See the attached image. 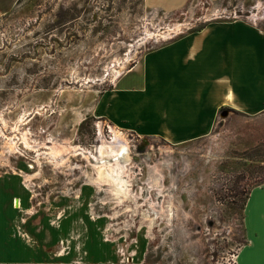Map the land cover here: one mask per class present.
<instances>
[{"label":"rangeland","instance_id":"374dc122","mask_svg":"<svg viewBox=\"0 0 264 264\" xmlns=\"http://www.w3.org/2000/svg\"><path fill=\"white\" fill-rule=\"evenodd\" d=\"M254 3L17 0L0 19V245L30 240L46 256L87 253L92 264H235L244 204L264 182V110H221L205 136L182 143L138 136L91 110L152 48L211 20L264 25V0ZM115 132L122 154L106 153ZM51 146L96 157L69 151L56 163Z\"/></svg>","mask_w":264,"mask_h":264},{"label":"crops","instance_id":"0c3cea01","mask_svg":"<svg viewBox=\"0 0 264 264\" xmlns=\"http://www.w3.org/2000/svg\"><path fill=\"white\" fill-rule=\"evenodd\" d=\"M16 4L0 0V19ZM224 109L264 110L263 24L211 20L152 48L99 94L91 112L138 136L182 143L205 136ZM244 211L235 264H264V182L251 189ZM25 242L0 245V264H92L87 253L61 260L60 252L46 256L43 245Z\"/></svg>","mask_w":264,"mask_h":264},{"label":"bare ground","instance_id":"6f19581e","mask_svg":"<svg viewBox=\"0 0 264 264\" xmlns=\"http://www.w3.org/2000/svg\"><path fill=\"white\" fill-rule=\"evenodd\" d=\"M177 30V29H176ZM146 35H149V36H152V34L153 33H150V32H146L145 33ZM167 34L168 33H166V32H164L162 35L165 37V36H167ZM138 41V40H137ZM139 42V41H138ZM136 44V43H135ZM135 44H132L131 45V47H134V45ZM130 53H131V51H132V49L130 48ZM130 55L128 54V56L126 57V59L129 57ZM125 62H126V60L124 59L123 61H121V62H119L118 63V65H117V67H118V69L116 68V66L114 67V72H115V78H117L119 75H121L120 74V71H121V69H123L124 67H125ZM113 67V66H112ZM109 72V71H108ZM113 72V71H112ZM123 72V71H122ZM121 72V73H122ZM111 77V76H110ZM119 78V77H118ZM117 78V79H118ZM114 82H115V80H113ZM3 125H4V123H2L1 125H0V132L1 133H4V131L2 130V128H3ZM15 128V127H14ZM116 128V127H115ZM100 130V129H99ZM120 131V130H119ZM15 133V132H14ZM122 133V132H121ZM18 135V134H17ZM121 135L122 134H119L118 132H115V139L113 140V141H109V142H107V144H104V146H106V147H108V151H106V153H110V154H118V153H121L122 154V152L123 151H117V150H119V147H121V146H117V145H115V143H116V140H121L122 138H121ZM19 139H21L24 143H25V145L26 146H28V147H30V148H32V147H34V146H32V145H30L29 144V141H28V138H27V135H26V133L25 132H23L20 136H19ZM124 139V138H123ZM102 142V141H101ZM103 146V147H104ZM84 148V147H83ZM83 148H76V149H74L73 148V150L70 148L69 150H67V152H65V153H62V151H60V150H58L57 148H55V146H51V151L49 152V153H47L48 155H47V157L49 158V159H51V160H54L56 163H61L64 159H65V157H66V154L67 153H69V151H71V152H74L75 151V153H81L82 154V156H85V157H87L88 159H90V158H92V157H96L95 155H92V153L90 152V151H88V150H85V149H83ZM127 148V147H126ZM17 150V146H16V143L14 142V143H12L11 144V147H10V149H9V151H13V150ZM14 152V151H13ZM99 152L103 155L104 153H105V151L102 149V148H100L99 149ZM124 153V152H123ZM121 154H119V155H121ZM46 156V155H45ZM118 156V155H117ZM99 157V156H98ZM103 158H104V156H102ZM105 159V158H104ZM91 160V159H90ZM96 160V159H95ZM99 160V159H98ZM102 160V159H101ZM116 160V159H115ZM34 161L39 165V163H40V160H39V158H36V159H34ZM115 162H117V161H115ZM27 175V174H26ZM34 175L36 176L37 174L36 173H34V174H29V175H27V178H28V180L29 179H31L32 177H34ZM19 205V200L18 199H16L15 200V206L17 207Z\"/></svg>","mask_w":264,"mask_h":264},{"label":"built area","instance_id":"2783aa9c","mask_svg":"<svg viewBox=\"0 0 264 264\" xmlns=\"http://www.w3.org/2000/svg\"><path fill=\"white\" fill-rule=\"evenodd\" d=\"M258 1V3H254L253 5H251V8L253 9H256L257 7H258V5H259V0H257Z\"/></svg>","mask_w":264,"mask_h":264},{"label":"trees","instance_id":"16d2710c","mask_svg":"<svg viewBox=\"0 0 264 264\" xmlns=\"http://www.w3.org/2000/svg\"><path fill=\"white\" fill-rule=\"evenodd\" d=\"M245 205V204H244Z\"/></svg>","mask_w":264,"mask_h":264}]
</instances>
